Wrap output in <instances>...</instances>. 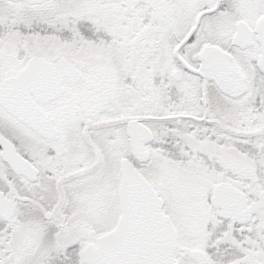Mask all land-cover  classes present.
Masks as SVG:
<instances>
[{
  "label": "snow or ice",
  "instance_id": "1",
  "mask_svg": "<svg viewBox=\"0 0 264 264\" xmlns=\"http://www.w3.org/2000/svg\"><path fill=\"white\" fill-rule=\"evenodd\" d=\"M0 264H264V0H0Z\"/></svg>",
  "mask_w": 264,
  "mask_h": 264
}]
</instances>
